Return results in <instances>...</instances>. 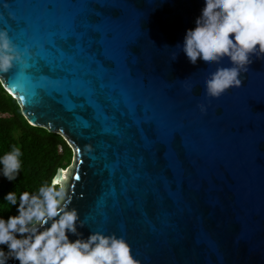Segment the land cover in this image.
I'll return each instance as SVG.
<instances>
[{"label":"water","instance_id":"1","mask_svg":"<svg viewBox=\"0 0 264 264\" xmlns=\"http://www.w3.org/2000/svg\"><path fill=\"white\" fill-rule=\"evenodd\" d=\"M202 6L0 0V29L30 53L1 87L72 150L53 179L77 232L122 237L138 264H264V59L206 97L229 62L193 65L177 47Z\"/></svg>","mask_w":264,"mask_h":264},{"label":"clouds","instance_id":"2","mask_svg":"<svg viewBox=\"0 0 264 264\" xmlns=\"http://www.w3.org/2000/svg\"><path fill=\"white\" fill-rule=\"evenodd\" d=\"M177 47L193 65L198 59L204 65H219L223 58L229 62L204 80L206 97L215 99L238 88L253 58L264 59V0H203L194 27L185 30ZM24 54L30 55L27 49L18 51L7 31L0 29V73L14 64L24 65ZM20 157L15 145L0 155V177L14 181L21 169ZM57 184L53 179L35 193L25 191L19 197L14 191L4 194L0 210L12 205L16 214L0 216V264L9 259L18 264H138L128 243L114 233L90 232L82 237L77 228L83 221L75 208L63 203V185ZM69 234L76 239L69 240Z\"/></svg>","mask_w":264,"mask_h":264},{"label":"trees","instance_id":"3","mask_svg":"<svg viewBox=\"0 0 264 264\" xmlns=\"http://www.w3.org/2000/svg\"><path fill=\"white\" fill-rule=\"evenodd\" d=\"M13 145L20 148L21 169L12 182L0 177V205L5 204L3 196L8 191H14L17 197L25 191L35 193L41 185L50 183L58 170L65 171L73 159L64 139L30 126L16 101L0 85V155ZM15 214L12 205L0 210V216L5 218Z\"/></svg>","mask_w":264,"mask_h":264},{"label":"bare ground","instance_id":"4","mask_svg":"<svg viewBox=\"0 0 264 264\" xmlns=\"http://www.w3.org/2000/svg\"><path fill=\"white\" fill-rule=\"evenodd\" d=\"M65 173H66V172H63V173H62V179H63V180H65V177H66V176H65Z\"/></svg>","mask_w":264,"mask_h":264},{"label":"snow or ice","instance_id":"5","mask_svg":"<svg viewBox=\"0 0 264 264\" xmlns=\"http://www.w3.org/2000/svg\"><path fill=\"white\" fill-rule=\"evenodd\" d=\"M44 70H45V71H49V69H48L47 66H44Z\"/></svg>","mask_w":264,"mask_h":264},{"label":"rangeland","instance_id":"6","mask_svg":"<svg viewBox=\"0 0 264 264\" xmlns=\"http://www.w3.org/2000/svg\"><path fill=\"white\" fill-rule=\"evenodd\" d=\"M65 175H66V173H65Z\"/></svg>","mask_w":264,"mask_h":264}]
</instances>
